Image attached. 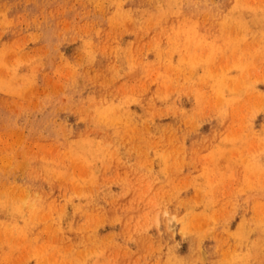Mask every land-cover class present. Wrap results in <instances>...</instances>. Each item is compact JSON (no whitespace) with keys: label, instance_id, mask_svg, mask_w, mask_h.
<instances>
[{"label":"rangeland","instance_id":"obj_1","mask_svg":"<svg viewBox=\"0 0 264 264\" xmlns=\"http://www.w3.org/2000/svg\"><path fill=\"white\" fill-rule=\"evenodd\" d=\"M0 264H264V0H0Z\"/></svg>","mask_w":264,"mask_h":264}]
</instances>
